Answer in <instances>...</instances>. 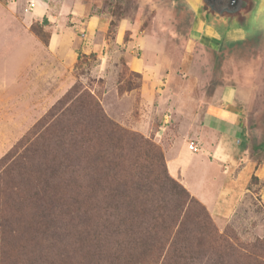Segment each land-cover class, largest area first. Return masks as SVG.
Returning a JSON list of instances; mask_svg holds the SVG:
<instances>
[{
	"label": "rangeland",
	"instance_id": "rangeland-1",
	"mask_svg": "<svg viewBox=\"0 0 264 264\" xmlns=\"http://www.w3.org/2000/svg\"><path fill=\"white\" fill-rule=\"evenodd\" d=\"M32 1L0 0L1 18L32 20L31 33L20 38L9 31L14 24L0 22V82L14 75L16 80L14 86L0 85V264H163L178 254L191 264H264L263 182L253 177L236 212L217 218L167 171L165 151L166 143L181 135L185 114L206 106L220 90L224 96L233 93L249 150L256 160L264 158V13L251 18L246 30L226 35L222 27L225 42L216 48L199 40V31L191 32L192 21L183 10L177 14L180 2L195 18L200 10L196 0H86L93 2V12L110 21L104 33L91 39L102 44L100 49L85 53L77 47L71 61L68 42L88 43L85 31L79 28L66 36L60 56L45 53L51 26L63 30L75 23L66 14L59 24V0L50 2L56 15L52 21L46 15L36 20ZM120 25L124 30L116 43ZM130 57L143 67H133ZM75 83L131 133L120 143L121 156H114L117 142L87 105L93 122L92 168L83 174V204L47 225L54 216H44L34 196L44 184L21 157L29 156L27 148L42 145L41 139L33 141L44 125L36 130L35 125ZM144 182L145 189L140 188ZM149 211L159 216L157 221L147 217ZM177 212L171 240L142 261L138 255L124 256L137 254L139 244H108L94 234L98 226L113 236L128 238L137 231L163 237L170 234L165 221ZM86 217L91 220L83 224ZM183 221L184 235L176 238Z\"/></svg>",
	"mask_w": 264,
	"mask_h": 264
},
{
	"label": "crops",
	"instance_id": "crops-1",
	"mask_svg": "<svg viewBox=\"0 0 264 264\" xmlns=\"http://www.w3.org/2000/svg\"><path fill=\"white\" fill-rule=\"evenodd\" d=\"M37 1L33 9L35 19L39 20L46 15L52 21L51 18L56 16L51 11L53 7L50 2L52 0ZM58 3L59 6L58 4L55 6H58L59 24L62 25L61 19H66V14L71 15V21L75 24L71 27L66 26L67 29L63 28V30L56 28L53 24L51 27L55 28L51 32L49 44L44 46L43 51L45 53L51 51L56 57L60 56V46L65 44L66 36L70 37L79 28L85 31V36L89 38V41L85 44L77 43L76 46L74 42L67 41L71 50L70 60L72 61L75 53L77 54V47H81L85 53L98 51L102 44L91 41V39L105 32L110 21L108 16L104 13L93 12L94 4L91 1L59 0ZM9 6L12 7L11 4ZM179 7L184 8L182 13H186V10L188 14L195 13L186 9L187 5L184 3L178 2L176 8ZM20 11L27 13L24 8ZM263 13L264 2L257 7V17ZM187 17L192 21L191 32L199 31V40L204 41L207 46L215 45L216 48L225 42L224 35L222 36L221 33L222 27L225 28L226 35L244 29L239 23L226 21L201 8L195 18L189 15ZM1 21L14 24L12 28L9 27V31H12L14 36L20 38L23 34L31 33L32 20L30 18H19L13 15L8 18L0 17ZM23 23H27L28 26H24ZM123 30L120 25L117 37H115L116 43L121 41ZM22 51L25 53L24 49ZM128 53L131 55L130 52ZM130 62L138 69L143 67L142 62L133 57H130ZM29 79L31 80V77ZM15 81L14 75L11 79L9 77L3 79L0 85L14 86ZM221 93L219 90L215 98L203 108L185 114L187 122L183 126L181 135L175 141L167 142L165 151L167 169L171 176L178 179L214 216L227 218L236 212L250 191L253 177H258L263 182L261 194L264 198V158L261 161L256 160L249 150V143L245 138L247 133L245 122H242L241 110L232 97L233 93L225 96ZM219 94L221 96L218 98ZM189 143L197 145L200 150L194 152L189 148Z\"/></svg>",
	"mask_w": 264,
	"mask_h": 264
},
{
	"label": "trees",
	"instance_id": "trees-1",
	"mask_svg": "<svg viewBox=\"0 0 264 264\" xmlns=\"http://www.w3.org/2000/svg\"><path fill=\"white\" fill-rule=\"evenodd\" d=\"M183 9V7H179L177 8V12ZM177 14L179 15V12ZM185 15L192 16L193 13H185ZM50 38L51 36L49 35V40L45 42L46 44L49 43ZM87 105L88 108L90 107L97 112L96 118L99 125L104 129L106 128L107 131L110 130L108 135H111L110 137L117 142V145L112 148L114 156H121L123 147L120 143L126 139V134L130 135L131 133L109 119L104 113L99 100L90 94L89 91H82L79 83H75L71 89L59 99L46 116L35 125V130L38 126L44 125V129L39 131L37 137L33 141L38 142L41 139L42 145H40V147L32 146L27 148L28 152L30 151L29 156L27 157L24 154L21 159L26 160L29 173L37 176L39 182L41 183L42 181L44 184L41 186L42 192L36 190L34 196L39 203L41 201L39 205L44 216H54L53 219L51 218L46 222L47 225L54 223L55 217H58L59 214L71 213L70 211L75 212L76 209H78H75V204L79 203L80 206L83 204L82 198H84L85 192L87 191V185L84 180L85 169L87 167L89 169L92 168V150H90V148L93 137V122L89 120L90 116L86 113ZM36 134L37 132L34 131L33 137ZM152 145V143L148 144L150 148H152ZM28 152H26V154ZM104 153L105 151L102 152L103 155H105ZM93 162H95V160ZM85 164H87V166H85ZM114 166L119 170L118 166H120V164H113V167ZM119 168H121L119 171H124L122 167ZM72 181L73 183L70 184ZM61 184H63L64 187H58ZM37 185L38 184H36V186ZM139 187L145 189V182L144 187H142V184L139 185ZM68 193L70 197L66 198L65 194ZM60 194V199H58L57 195ZM180 207L181 206H177V211L181 210ZM179 213L180 212H177L176 216H170L169 220L165 221V225L168 226V229H166L170 234L159 238L152 235L145 237L137 231L132 232L128 238L113 236L111 233L109 234L105 228H99L98 226H96L94 234L98 239L108 244L114 242L117 244H139L140 251L137 254L134 255L129 253V255H127L126 253L124 256L135 257L138 255L137 260L142 261L147 252L152 254L154 248L159 252L164 248L165 244L171 240V234L176 227V223H178L177 219ZM147 217L153 222L157 221L159 218L158 215H155V212L151 211H149ZM90 220L91 218L86 217L85 220H83V224H86ZM184 222L185 221L181 223V227L177 231V237L175 235L176 238L181 239V236L184 235ZM180 256L181 255L178 254L176 257H171L163 264L192 263V261L190 262L186 259L180 260Z\"/></svg>",
	"mask_w": 264,
	"mask_h": 264
},
{
	"label": "water",
	"instance_id": "water-1",
	"mask_svg": "<svg viewBox=\"0 0 264 264\" xmlns=\"http://www.w3.org/2000/svg\"><path fill=\"white\" fill-rule=\"evenodd\" d=\"M199 4V7L205 11H211V14L215 16H219L224 20H228V14H233L242 9L244 6L243 0H196ZM253 2V6L245 12L243 11V16L245 17L244 23H241L237 17H235L232 22L234 24H240L242 28L246 30L249 26V21L254 16L257 17V7L260 3L264 2V0H251Z\"/></svg>",
	"mask_w": 264,
	"mask_h": 264
},
{
	"label": "flooded vegetation",
	"instance_id": "flooded-vegetation-1",
	"mask_svg": "<svg viewBox=\"0 0 264 264\" xmlns=\"http://www.w3.org/2000/svg\"><path fill=\"white\" fill-rule=\"evenodd\" d=\"M244 6L242 9L236 13L233 14H228L227 16L229 17V21L231 22L235 17L238 18V20L242 23L245 21V17L243 16V11L247 12L251 6H253V2L251 0H243ZM209 14H211V11H208ZM213 15V14H212Z\"/></svg>",
	"mask_w": 264,
	"mask_h": 264
},
{
	"label": "built area",
	"instance_id": "built-area-1",
	"mask_svg": "<svg viewBox=\"0 0 264 264\" xmlns=\"http://www.w3.org/2000/svg\"><path fill=\"white\" fill-rule=\"evenodd\" d=\"M35 6H36V1L35 0L30 2V9H34ZM189 148L192 149L194 152L200 150L199 147L197 145L193 144V143H189Z\"/></svg>",
	"mask_w": 264,
	"mask_h": 264
}]
</instances>
